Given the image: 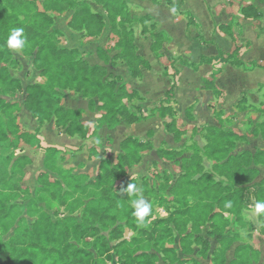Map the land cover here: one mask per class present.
<instances>
[{"label":"trees","instance_id":"16d2710c","mask_svg":"<svg viewBox=\"0 0 264 264\" xmlns=\"http://www.w3.org/2000/svg\"><path fill=\"white\" fill-rule=\"evenodd\" d=\"M90 1L100 5L104 13L93 11L88 0H42V9L36 0H0V264H200L192 255L206 257L211 248L210 242L201 235L202 226L207 223L219 242L211 260L213 264H224L225 252L234 239L224 232L231 224L224 213L241 217L244 191L255 189L256 185H259L255 189L256 201H264L260 199L264 198V178L253 183L260 172L250 167L252 164L264 167V150L257 149L253 154L247 150L234 153L239 140H245L232 130L213 125L203 128L205 144L191 143L187 147L192 149L191 154L180 160L176 158L183 154L182 150L159 148L157 155L179 165L181 172L174 178L171 172L163 170L162 174L157 172L154 182L142 176L141 183L133 178L124 179L133 165L141 161L139 152L149 146L137 138L123 140L121 152L113 160L101 158L94 178L59 164L67 156L65 150L37 144L44 156L43 169L36 175V187L31 190L21 184L25 167L31 163L24 151L45 122L53 121L57 129L70 136L89 139L92 143L88 148L89 159L97 157L98 132L103 126L112 129L121 121L138 123L158 116L175 138L182 133L175 126L170 105L178 70L170 73L165 66L163 74L172 76L173 82L162 102L144 111L135 103L142 97L137 91H127L119 76L111 78L104 66L91 65L81 47L58 44L64 33L55 26V16L70 12L66 26L82 32L84 37L99 36L108 25L110 46L106 50L96 49L105 64L124 63L133 77H140V68L149 66L137 54L129 0ZM152 1H164L172 8L178 6L175 0ZM238 11L245 19H258L262 15L252 2H245ZM221 27L228 28L229 24H220ZM14 28L23 29L25 45L19 50L23 56L32 57L34 69L45 78L43 82L23 86L21 79L11 74L10 67L19 63L6 46ZM152 38L154 51L167 39L163 31L152 33ZM111 49L114 50L112 57L107 54ZM234 53L225 59L235 67L250 71L260 66L255 62L248 66L235 58ZM212 60L215 58L201 56L197 64H181L198 70ZM220 72L213 70L211 79L205 81L213 94L218 92L215 80ZM22 89V103L12 100ZM63 90H72L87 98L88 109L100 112L94 124L81 121L82 110L61 105ZM21 106L37 122L33 133L21 126L18 116ZM262 123L263 120L258 124L260 130H253L254 137L264 139ZM203 159L212 164H203ZM123 179L124 183L120 184ZM129 183L135 184L139 192H122ZM245 184L250 186L243 187ZM140 196L151 199L148 201L151 210L143 225L133 215L131 203ZM226 202H231L230 208L225 207ZM166 204L173 206L161 215L159 208ZM39 205L47 210L64 206L68 215L53 218ZM79 208L82 211L77 217L74 213ZM25 213L36 216L35 220L27 223L22 216ZM10 231L12 234L3 238ZM127 233L132 234L130 239L123 236ZM249 249L247 245L237 246L230 264H247Z\"/></svg>","mask_w":264,"mask_h":264},{"label":"rangeland","instance_id":"374dc122","mask_svg":"<svg viewBox=\"0 0 264 264\" xmlns=\"http://www.w3.org/2000/svg\"><path fill=\"white\" fill-rule=\"evenodd\" d=\"M36 1L38 8L42 9V0ZM176 2H178L177 8L167 7L163 1L154 4L150 0H129L128 3L131 17L134 22L138 20L135 25L133 24L138 51L149 56L150 62L154 65L150 71L146 72L147 74L141 85L142 89L146 91V98L150 101L147 102L148 105L157 104L159 100L163 99V90L166 89L169 82L162 76L164 67L167 66L166 70L170 73H173V70H178L179 73V69L181 70L179 84L176 85V89L174 88L175 95L172 99L178 117L179 129L182 131L177 148L182 150L183 154L176 160L191 154L190 148H187L191 143L203 146V128L211 125L219 129L234 130L236 135L244 138L245 141L239 140L237 151L246 148L252 150L261 148L263 141L261 138H254L253 130L255 128L260 130L261 125L258 124L262 120L264 121V3L261 0H176ZM184 2L185 6H183ZM245 2L254 3L262 13L261 17L258 19L243 18L238 8ZM88 3L93 11L104 13L100 5L90 0H88ZM188 9L191 10L193 16L191 18L187 17L184 12ZM69 14L70 12L55 16V26L64 33V37L59 38L58 44L65 47H81L90 63H100L96 49L100 46L104 48L110 46L108 30L97 37L86 38L81 32L73 31L66 26ZM220 24H229V27L220 28ZM149 27L152 30H162L169 36L162 42L161 58L155 57L150 50L152 39ZM233 51L235 52L234 57L248 66H253L251 62L258 63L260 66H254L253 70L248 71L235 67L231 62H226L225 58L230 56ZM11 52L12 57L17 59L19 63L10 67V72L21 79L23 86L45 80L44 76L34 69L32 57L23 56L20 50L11 49ZM109 52L110 55L114 53V51ZM200 56L215 58V60H212L210 64L202 65L203 67L197 72L181 64L184 62L197 64ZM217 69L221 71L216 77V84L220 89L216 94H213L207 91L208 87L205 81L210 80L212 71ZM23 96L24 89L17 91L12 100L22 103ZM186 112L191 118L187 116ZM85 115V119H92L88 113ZM18 116L23 129L34 131L37 123H34L29 111L24 106H21ZM151 125L153 129L157 130L158 125L156 123ZM262 126H264V123H262ZM192 129L197 131L193 132ZM57 131L60 130H55V133ZM145 132L146 130H141L139 127L131 131L133 135L136 134L146 139ZM55 133H46V140L56 141L58 133ZM128 133L126 127H123L122 130L115 129L111 131L105 129L100 132L103 146L111 148L104 149L105 155L103 158L105 160L115 158V153L118 151V142ZM65 138H61L63 143H72H68ZM109 139L111 144L107 142ZM164 143L166 146V142ZM171 144L173 145V142ZM103 146L101 147L103 148ZM26 148L24 154L31 158V163L25 167L26 174L21 184L34 190L36 175L41 170L39 169L41 167V150L36 147L35 143ZM66 153V158L59 160V164L65 168H71L75 172H84L90 178L95 177L99 156L96 160L89 161L82 147L66 151ZM148 154L144 155L139 163L133 165L124 179L133 178L141 183V177L146 176L149 178V182H154L157 172L160 174L163 170L164 172H171L173 177L181 172L179 165L160 158L156 162L158 160L157 155L148 156ZM80 162L83 164L82 169L74 166ZM202 163L207 164V166L212 164L209 160L204 159ZM51 176L53 175L51 174ZM124 179L120 184L124 183ZM145 199L147 201L151 200L148 197ZM39 206L47 214L54 216L53 218L68 215V211L64 206H57L48 210L44 209L43 205ZM172 206V204H166L160 208L166 212V209ZM81 211L82 208H79L74 215L79 217ZM160 214L165 215L161 211ZM22 216L27 223L36 218V216L29 217L26 213ZM11 231L3 238L7 239L12 234ZM123 236L130 239L132 234L127 233Z\"/></svg>","mask_w":264,"mask_h":264},{"label":"crops","instance_id":"0c3cea01","mask_svg":"<svg viewBox=\"0 0 264 264\" xmlns=\"http://www.w3.org/2000/svg\"><path fill=\"white\" fill-rule=\"evenodd\" d=\"M150 1L153 2L152 0H150ZM161 2H159V3H161ZM175 2H176V0H175ZM153 3L159 4V3H155V2H153ZM176 3L178 4V2H176ZM164 4L167 7L171 8V6L167 5L165 2H164ZM183 6H185V2L183 3ZM184 12L191 14V10H189V9L185 10ZM136 22L133 21V24L135 25ZM133 24H132V29L134 32V43H135L136 33H135V28H134ZM149 29H151V39H152V41L150 43V50L154 53L155 57L161 58V52H160L161 48L158 51H154L152 49L151 45L153 42L152 33L162 31V30H152V28H150V27H149ZM105 30H108L107 33H108V37L110 39L108 25L105 27L104 31ZM164 34H166V33L164 32ZM165 36L167 37L168 35L166 34ZM135 45L137 47V54L140 55L141 57H143V59H145L149 65L148 67H141L140 68V73H141L140 77L131 76V74L129 73V71L127 69V66L124 63H117L113 66V65H111V63L109 61L108 64H105L101 60V58L98 56L97 52H96V54L98 56V59L100 60V63H98V62L90 63V61L89 60L88 61L91 65L97 64V65L104 66L107 70V74L111 78L119 76L121 78V82L125 83L127 91H132V90L137 91L139 93V95L142 97V99L139 101L136 100L135 103L138 104L139 106H141V108L144 111H147V110H150V109L158 106L162 102V100L164 99V94H165L166 90L170 87V85L173 82V78L170 75L166 76L163 74L165 71V67H164V69L162 70V76H163V78H166L167 80H169V82L167 84L168 86L166 85L167 86L166 89L163 90V99L161 101L159 100V102L157 104L152 103L151 105H148L147 102H150V101L146 98V91L142 89L141 85H142V80L145 78V75L147 74L146 72L150 71L154 65L152 62H150L149 56L145 55L144 53H139L138 46L136 43H135ZM100 47H102V46H100ZM102 48L104 50H106L108 47H106V48L102 47ZM110 51H114V50L111 49ZM107 54H108V56L112 57V55L114 53L112 55H110V52L107 51ZM200 58H201V56L199 57V59ZM87 59H88V57H87ZM203 66H201L198 70H193L187 66H184V67H187L188 69H190L194 72H197ZM180 75H181V70L179 69V73L176 77L177 85L179 84ZM216 80H215V86L217 89H220L216 84ZM176 87H175V89H176ZM175 89H174V95H175ZM207 91L212 92L209 89ZM63 93H64L65 97L63 96L61 98V105L62 106L66 107V108L73 109V110H77V109L82 110L83 112H82L81 121H83L87 124H90V125L95 123L100 112L97 110L90 111L88 109V99L87 98L81 97L80 95H78L77 93H75L72 90H63ZM206 98H208V96H206ZM202 103H203V101H202ZM173 104H174V102L170 103V105L172 106V108L174 110L173 117L175 119V126L179 129V124H178V119H177L178 117L176 116V110L174 109ZM87 113L90 115L89 117H91L92 119H90V120L85 119V116H86L85 114H87ZM30 116H31V114H30ZM186 118L188 119V117H186ZM31 119L34 121V123L36 122V120L32 116H31ZM153 123H156L158 125L157 130L153 129V127L151 125ZM36 127H37V125H36ZM123 127H126V130H128L129 133L118 142V151L115 153V155L117 153L121 152V147H120L121 142L123 140H125L126 138H129V137L137 138L142 143H149L148 148L142 149L139 152L142 157L148 153H149L148 156H151L152 154L157 155V150L159 148H163L165 150H172V149L180 150L179 148H177L178 142L180 141L179 137L175 138V136L172 132H168L163 126V120L158 116L152 117V118L147 119V120H143V121L138 122V123H127V122L121 121L120 124H118L116 127L112 128V129H109V128L103 126L98 132L99 142H100L98 154H97V157L93 158V159L88 158V148H90L92 146V143L87 138H81L79 135L70 136L62 130V131L56 132V133H58V135L56 136L57 137L56 141L50 142L49 140H46V138H45L46 133L52 134L53 132L55 133V130H57L53 121L45 122L43 125H41L39 127V131L36 135V139L29 146H32L33 143H35L36 147H37V144H40V146L43 148L48 147V146H52V147H56L58 149L65 150V151H72V149H75V148L78 149V148L82 147L83 150L86 152V158L89 161L96 160L99 156V158L97 160V167H98V161L101 158H103L105 155L104 149H111L108 146H103V144L101 143L102 141L100 139V137H101L100 132L102 130H105V129H108L111 131L115 130V129H121L122 130ZM137 127H139L141 130H146V132H145L146 139H144L143 137L138 136L136 134L133 135V133H131V131H133V129H137ZM30 132L33 133L34 131L32 130ZM233 132H235V131L233 130ZM63 137H66L65 139L68 140V143H71V142L72 143L71 144L63 143L61 141L62 140L61 138H63ZM254 138H259V139L261 138V140L263 141V144H262L261 148H258V149L264 150V139L260 136L254 137ZM203 140H204V144H205L206 141L204 138H203ZM107 142L109 144H111L110 139ZM164 142H166V146H165ZM171 142H173V145L171 144ZM73 145H75V146H73ZM101 146H103V148ZM237 149H238V147L236 148V150H234V153H237L238 151H240V150L237 151ZM39 150H41V167L39 169L42 170L43 169V156L44 155H43V149L39 148ZM189 150L192 152V149H189ZM244 150H247L251 154H253L257 149L252 150L250 148H246ZM157 157H158V160H156V162L159 161L160 159L163 160V158H160L158 155H157ZM153 161H155V160H153ZM170 162L172 163V161H170ZM83 163H85V162L83 161ZM136 164L137 163H135L134 165H136ZM77 165H74V166L79 169V167H77ZM250 167L257 168L260 172L259 175L254 179L253 183L254 182H257V183L260 182V180L262 178H264V167L261 165H254V164L250 165ZM174 178H176V176H174ZM222 179H224V178L222 177ZM250 184H245L243 187H248V186H250ZM235 187H238V185H235ZM255 189L258 190L259 185H256ZM255 189H254V187H252L251 189L244 191L245 195L243 196V204H244L243 206H245V207H243V209L241 211V217H236V216H233L231 214L224 213V217L228 218L230 223H231L229 226L225 227L224 232L227 233L230 237H234L233 242L231 243V245L227 248V250L225 252L224 264H230V262H232V260H234L235 248L237 246H240V245H247L250 248L247 252L248 257H249L247 264H264V214H260L257 216L255 214H253V212H252V209H253L254 204L256 202V192L257 191H255ZM260 199L264 200V198H260ZM159 209H160L159 212L161 211L164 214H166V212H164L163 209H161V208H159ZM216 211H218V210H216ZM161 215H163V214H161ZM201 235L210 242L211 248L209 249L206 257H197L196 255H192V256L194 258H196L200 264H213V262L211 260L212 252L219 247V242L216 239V234L211 231L210 223H207L205 226H202Z\"/></svg>","mask_w":264,"mask_h":264},{"label":"clouds","instance_id":"9594fccd","mask_svg":"<svg viewBox=\"0 0 264 264\" xmlns=\"http://www.w3.org/2000/svg\"><path fill=\"white\" fill-rule=\"evenodd\" d=\"M22 28H14L10 31L9 36L6 40V46L9 49L19 50L25 45V38L23 37ZM122 192H127L128 194L138 193L139 189L133 183H129L126 188L121 190ZM132 207L134 209L133 215L135 216L138 224L143 225L145 218L149 215L151 210V204L143 197L140 196L137 199L132 200ZM225 207L230 208L231 202H226ZM253 214L260 215L264 214V201H256L252 209Z\"/></svg>","mask_w":264,"mask_h":264}]
</instances>
